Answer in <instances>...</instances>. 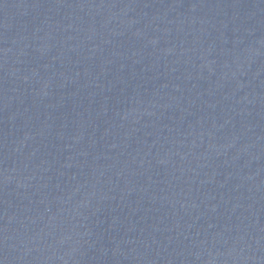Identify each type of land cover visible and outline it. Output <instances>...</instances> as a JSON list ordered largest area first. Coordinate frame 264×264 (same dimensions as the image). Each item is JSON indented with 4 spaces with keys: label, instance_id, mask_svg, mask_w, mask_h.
I'll return each instance as SVG.
<instances>
[{
    "label": "water",
    "instance_id": "obj_1",
    "mask_svg": "<svg viewBox=\"0 0 264 264\" xmlns=\"http://www.w3.org/2000/svg\"><path fill=\"white\" fill-rule=\"evenodd\" d=\"M0 264H264V0H0Z\"/></svg>",
    "mask_w": 264,
    "mask_h": 264
}]
</instances>
